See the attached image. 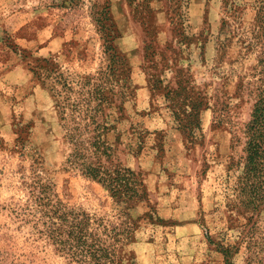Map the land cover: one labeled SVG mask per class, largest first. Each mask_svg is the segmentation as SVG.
<instances>
[{"label": "rangeland", "instance_id": "rangeland-1", "mask_svg": "<svg viewBox=\"0 0 264 264\" xmlns=\"http://www.w3.org/2000/svg\"><path fill=\"white\" fill-rule=\"evenodd\" d=\"M243 1L227 29L221 0H187L178 25L166 0L142 15L128 0H0V264H69L33 227L37 175L68 207L114 219L107 191L67 168L57 108L32 68L45 57L97 81L110 64L101 25L125 60L104 73L123 113L109 140L147 191L130 211L129 262L226 264L228 247L229 264H264V211L248 218L232 204L254 98L240 82L256 63L241 53L255 15ZM192 105L195 137L179 127Z\"/></svg>", "mask_w": 264, "mask_h": 264}, {"label": "trees", "instance_id": "trees-1", "mask_svg": "<svg viewBox=\"0 0 264 264\" xmlns=\"http://www.w3.org/2000/svg\"><path fill=\"white\" fill-rule=\"evenodd\" d=\"M151 0H128L134 12L142 15L149 10ZM221 28H229L246 5L243 0H221ZM187 0H166L172 23L178 25ZM254 18L249 30L241 37V53H255L256 63L250 79L240 82L239 89H248L254 96L250 118L244 126L242 165L236 177L234 208L257 217L264 211V0H253ZM106 19H109L108 17ZM108 69L92 81L91 75L72 78L48 58L37 59L32 67L40 80L49 86L57 108L64 143L67 145L65 164L80 175L100 184L112 198L114 219L98 217L74 207H68L54 192V184L37 175L31 188L33 198V227L40 237L69 264H131L124 247L133 240L136 219L130 211L147 199L140 172L123 164L116 141L109 134L117 131L123 117L122 107L116 104L117 92L105 83L108 75L120 73L122 54L112 45V36L100 27ZM230 42V37H226ZM225 43V42H224ZM221 43L222 46H225ZM223 49V47H222ZM107 73L108 75H104ZM198 105H192L180 128L195 137L200 129ZM179 118V117H178ZM118 135V134H117ZM229 264V248L222 247Z\"/></svg>", "mask_w": 264, "mask_h": 264}]
</instances>
